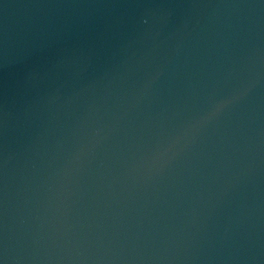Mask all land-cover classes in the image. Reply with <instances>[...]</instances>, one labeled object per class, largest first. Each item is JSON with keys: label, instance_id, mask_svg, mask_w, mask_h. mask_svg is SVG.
Returning a JSON list of instances; mask_svg holds the SVG:
<instances>
[{"label": "water", "instance_id": "95a60500", "mask_svg": "<svg viewBox=\"0 0 264 264\" xmlns=\"http://www.w3.org/2000/svg\"><path fill=\"white\" fill-rule=\"evenodd\" d=\"M0 264H264V0H0Z\"/></svg>", "mask_w": 264, "mask_h": 264}]
</instances>
